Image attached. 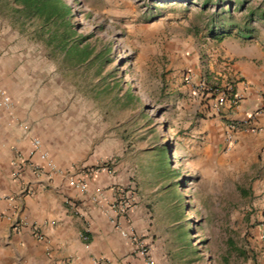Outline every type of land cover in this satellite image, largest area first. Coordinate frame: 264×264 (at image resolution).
I'll list each match as a JSON object with an SVG mask.
<instances>
[{"label": "rangeland", "instance_id": "374dc122", "mask_svg": "<svg viewBox=\"0 0 264 264\" xmlns=\"http://www.w3.org/2000/svg\"><path fill=\"white\" fill-rule=\"evenodd\" d=\"M64 2L71 16L48 21L0 0L13 138H39L58 173L130 177L154 205L175 264H264L258 164L198 160L207 138L189 148L216 117L217 94L237 83L225 50L245 42L241 34L264 43V0Z\"/></svg>", "mask_w": 264, "mask_h": 264}, {"label": "crops", "instance_id": "0c3cea01", "mask_svg": "<svg viewBox=\"0 0 264 264\" xmlns=\"http://www.w3.org/2000/svg\"><path fill=\"white\" fill-rule=\"evenodd\" d=\"M243 36L240 35L245 42L232 44L224 54L234 61L229 70L237 78L235 93L243 99L237 106L226 104L220 115L216 114L209 124H202V130L192 136L195 140L189 148L195 149L198 140L207 138L204 147L195 155L208 165H216L220 157L234 170L237 166L246 169L248 162H256L258 179L255 185L262 189L264 197V134L238 133L234 145L226 137L228 121L254 117L264 126V43L251 44L250 38ZM0 74L4 76V56L0 57ZM1 87L4 88L2 81L0 90L4 91ZM15 128V121H11L0 107V264L4 261L6 264H63L67 261L73 264H102L103 261L145 264L136 254L133 243L121 235V230L142 238L150 247L156 264H175L168 238L160 228L157 211L150 200L137 198L126 217L113 208L117 190L134 185L130 177L121 173L94 172L84 177L89 185L87 194H79L68 186V179L80 177L78 174L51 173L35 155L33 162L44 167V171L34 173L25 168L21 178L16 179L13 163L30 158L31 142L37 137H30V144L19 138L15 140L13 135L18 136ZM205 134L208 136L204 137ZM27 188L33 191L28 193ZM95 198L98 202L93 200ZM69 199L79 201L77 210L69 205ZM261 207L264 212V202ZM17 220L37 225L44 239H37L29 226L15 229ZM84 232H88V242L82 239Z\"/></svg>", "mask_w": 264, "mask_h": 264}, {"label": "built area", "instance_id": "2783aa9c", "mask_svg": "<svg viewBox=\"0 0 264 264\" xmlns=\"http://www.w3.org/2000/svg\"><path fill=\"white\" fill-rule=\"evenodd\" d=\"M201 89L210 91L212 93H217L218 91H215L213 89L208 90V87L205 83L201 84ZM243 99V96H241L239 93H235L234 89H228L227 91H224L223 93L217 94V99L214 104V111L215 114L221 113L224 106L228 103H231L232 106H237L240 101ZM12 104L10 96L3 90H0V107L1 108H9ZM241 132L246 133H262L264 134V126H260L257 121L254 119V117L244 118L241 120H235V121H228L227 122V137L228 140L233 144L237 139L236 135ZM32 145V153L30 155V158L27 160H20L17 162H14L13 165L15 167V178L19 179L22 176L23 171L25 168H30L34 173H41L44 171V167L42 168L39 164H36L32 160V155H38L40 160L45 164V168L53 173L57 172L58 168L54 160L50 157L49 153L44 150L43 143L39 138H35L31 142ZM68 186L72 189L78 191L81 194H87L89 191V185L86 180L78 179L75 177H70L68 179ZM33 190L31 188H27L26 192L31 193ZM95 202H98V200L95 198L93 199ZM137 201V195H136V188L135 185H130L126 188H119L117 190V202L112 205L113 208L118 211V213L124 217H126L129 212L133 209V207L136 205ZM70 206L74 210H77L78 207L73 201L68 202ZM22 226H29L32 234L39 240L44 239V235L41 233L40 228L37 225H29V223L25 222L24 220H17L15 221L14 228L18 230V228ZM121 235L129 239L134 247L136 254L144 260L145 264H156L152 254L150 247L143 241L142 238L137 236L133 232H128L126 230H121ZM82 239L85 242L89 241V235L88 232L82 233ZM63 264H73L72 261H67ZM102 264H113L110 261H103ZM130 264V263H126Z\"/></svg>", "mask_w": 264, "mask_h": 264}, {"label": "trees", "instance_id": "16d2710c", "mask_svg": "<svg viewBox=\"0 0 264 264\" xmlns=\"http://www.w3.org/2000/svg\"><path fill=\"white\" fill-rule=\"evenodd\" d=\"M25 10L30 11L33 16L45 17L48 21L65 19L72 14L71 7L64 0H14ZM159 167L161 172H168L171 163L170 147L162 150ZM164 157V158H163Z\"/></svg>", "mask_w": 264, "mask_h": 264}]
</instances>
